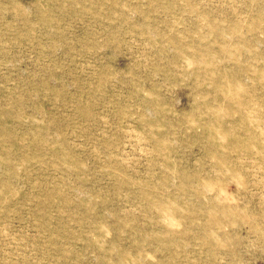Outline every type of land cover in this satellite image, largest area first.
<instances>
[{
    "label": "rangeland",
    "instance_id": "1",
    "mask_svg": "<svg viewBox=\"0 0 264 264\" xmlns=\"http://www.w3.org/2000/svg\"><path fill=\"white\" fill-rule=\"evenodd\" d=\"M0 264H264V0H0Z\"/></svg>",
    "mask_w": 264,
    "mask_h": 264
}]
</instances>
